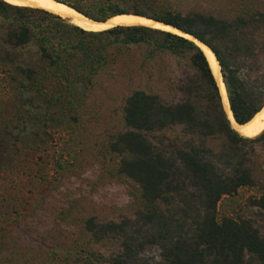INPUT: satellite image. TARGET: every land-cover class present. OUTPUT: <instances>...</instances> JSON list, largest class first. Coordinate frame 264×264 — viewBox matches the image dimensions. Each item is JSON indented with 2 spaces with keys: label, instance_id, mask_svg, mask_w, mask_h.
Wrapping results in <instances>:
<instances>
[{
  "label": "trees",
  "instance_id": "trees-1",
  "mask_svg": "<svg viewBox=\"0 0 264 264\" xmlns=\"http://www.w3.org/2000/svg\"><path fill=\"white\" fill-rule=\"evenodd\" d=\"M56 1L95 21L134 14L191 35L215 55L234 121L246 124L263 107L264 75L253 79L249 72L241 73L236 57L227 61L214 44L228 33L237 36L247 27L245 20L182 14L158 0ZM68 19L0 0V44L8 48L6 59L22 76L19 85L27 101L52 106L82 101L91 89L116 76L113 67L120 48L144 45L149 50L146 61L160 54L188 62V72L177 76L140 72L136 78H145V84L125 99L127 130L115 137L111 150L120 156L118 172L140 187L143 210L135 224L142 236L128 234L130 220L120 224L89 220L87 230L96 239H124L110 264H150L141 258L148 246L159 250L165 264H264L260 231L248 221L219 219L216 214L223 197L254 185L253 144L264 142V131L247 137L233 128L204 51L194 41L169 31L143 25L88 30ZM23 50L31 51L30 60L10 62L12 53ZM159 86L166 92L160 93ZM170 92L175 100H165ZM28 93L31 96H25ZM175 126L181 127L182 142L150 141V133ZM220 138L224 142L217 149L210 145ZM255 205L264 210V196ZM246 254L254 260H246Z\"/></svg>",
  "mask_w": 264,
  "mask_h": 264
},
{
  "label": "rangeland",
  "instance_id": "rangeland-1",
  "mask_svg": "<svg viewBox=\"0 0 264 264\" xmlns=\"http://www.w3.org/2000/svg\"><path fill=\"white\" fill-rule=\"evenodd\" d=\"M158 1L182 14L245 20L247 27L237 36L228 33L214 44L227 61L236 57L241 73L249 72L253 79L264 75V0ZM148 51L144 45L120 48L114 78L91 89L78 103L52 106L25 99L19 85L22 76L6 59L8 48L0 44V264H110L124 239H96L87 230L89 220H130L128 234L142 236L135 224L143 210L140 187L118 172L120 156L111 143L127 130L125 99L146 82L137 74L188 72L186 59L157 54L146 61ZM10 57V62L24 63L31 51ZM158 91L166 92L160 86ZM164 98L176 99L171 92ZM148 136L154 144L184 140L179 126ZM223 142L220 138L210 145L217 149ZM251 162L254 185L223 197L216 214L219 219L248 221L264 236V210L255 205L264 196V142L253 144ZM141 258L165 264L154 246L146 247ZM245 258L254 260L248 254Z\"/></svg>",
  "mask_w": 264,
  "mask_h": 264
},
{
  "label": "bare ground",
  "instance_id": "bare-ground-1",
  "mask_svg": "<svg viewBox=\"0 0 264 264\" xmlns=\"http://www.w3.org/2000/svg\"><path fill=\"white\" fill-rule=\"evenodd\" d=\"M8 1L28 7L40 8L49 11L53 14L59 15L63 18H70L77 25L89 30H106L118 25H143L167 32L169 31L177 35L178 34L182 35L183 37L194 41L204 51L205 55L207 56L211 65L212 72L219 83L221 95L223 99V106L229 120L232 123L233 128L241 135L247 137L255 136L264 129V107L253 117L251 121H249L246 124H238L233 120L230 112L228 100L226 97V91L222 81L218 61L216 60V57L213 54V52L210 50V48L204 43L195 39L194 37L185 34L172 26L165 25L163 23L154 21L152 19L134 14H119L112 16L107 21L99 22L85 17L84 15L77 12L70 6L58 2L56 0H8Z\"/></svg>",
  "mask_w": 264,
  "mask_h": 264
},
{
  "label": "water",
  "instance_id": "water-1",
  "mask_svg": "<svg viewBox=\"0 0 264 264\" xmlns=\"http://www.w3.org/2000/svg\"><path fill=\"white\" fill-rule=\"evenodd\" d=\"M177 30H178V29H177ZM162 31H163V30H162ZM166 32H167V31H166ZM185 34H186V33H185ZM179 36H180V35H179ZM190 36H191V35H190ZM181 37H183V36H181ZM184 38H185V37H184ZM186 39H187V38H186ZM201 51H202V50H201ZM219 69H220V68H219ZM224 88H225V86H224ZM226 97H227V94H226ZM227 100H228V98H227ZM228 104H229V103H228ZM263 107H264V105H263ZM263 107H262V108H263ZM262 108H261V109H262ZM261 109H260V110H261ZM260 110H259V111H260ZM259 111H258V112H259ZM230 112H231V110H230ZM231 115H232V113H231ZM232 118H233V116H232ZM233 120H234V119H233ZM263 131H264V130H262V132H263ZM262 132H260V134H261ZM260 134H259V135H260Z\"/></svg>",
  "mask_w": 264,
  "mask_h": 264
}]
</instances>
